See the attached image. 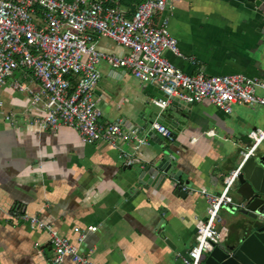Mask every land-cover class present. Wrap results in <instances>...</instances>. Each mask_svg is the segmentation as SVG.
I'll use <instances>...</instances> for the list:
<instances>
[{
  "label": "crops",
  "instance_id": "crops-1",
  "mask_svg": "<svg viewBox=\"0 0 264 264\" xmlns=\"http://www.w3.org/2000/svg\"><path fill=\"white\" fill-rule=\"evenodd\" d=\"M95 1L109 5L119 0H85L87 5ZM255 2L173 0L172 9L153 17L157 26L167 20L178 42L180 56L166 51L165 58L187 75L241 74L264 82V0ZM96 41L105 54L128 53L111 40ZM99 71L94 92L102 111L99 123L119 124L123 136L114 147L82 144L69 127L52 132L25 125L22 114L39 116L40 107L32 108L26 95L9 87L0 91V264H52L54 258L47 234L11 218L14 209L53 226L81 252H91L94 264H182L177 254L192 248L196 223L207 217L204 193L221 194L224 179L240 167L251 144L249 133L264 129L262 106L233 105L229 115L207 101L171 102L161 110L154 104L162 98L156 85L142 84L128 70L104 62ZM14 79L31 82L28 75L15 74ZM256 94L264 98L263 90ZM6 112L17 114L13 125L4 121ZM138 116L151 119L143 133L126 124ZM164 117L179 122L172 131L178 147L172 165L179 182L166 176L160 185L149 174L143 180L139 176L153 167L159 139L150 134V126ZM134 137L146 141L136 152ZM254 154L264 156V142ZM180 185L197 192L175 194ZM236 188L234 183L229 192L233 201L239 200ZM219 217V227L228 231L221 244L235 241L241 234L226 208ZM89 226L98 232L86 233L79 242ZM62 264L73 263L66 258Z\"/></svg>",
  "mask_w": 264,
  "mask_h": 264
},
{
  "label": "built area",
  "instance_id": "built-area-1",
  "mask_svg": "<svg viewBox=\"0 0 264 264\" xmlns=\"http://www.w3.org/2000/svg\"><path fill=\"white\" fill-rule=\"evenodd\" d=\"M172 1L142 0L127 17L116 4L107 6L100 1L87 5L85 0H0V91L9 87L14 93L26 95L32 108L40 107L39 116L20 115L25 125L52 132L69 127L77 132L82 144L102 142L113 147L123 137L121 127L99 123L102 111L94 96L101 77L99 66L103 62L113 69L128 70L142 84L156 85L162 98L154 104L161 110L168 108L174 99L189 105L207 101L226 115L231 114L233 105L264 107V98L256 94L257 89L264 91L263 81L241 74L187 75L165 58L166 51L180 56L178 42L168 30V21L163 20L157 26L153 17L172 9ZM98 38L111 40L128 53L105 54L97 47ZM15 74H21L23 79L28 75L31 82L16 81ZM16 116L13 112L3 114L4 121L10 125ZM150 131L160 138L172 139L171 131L162 123L153 122ZM134 138L136 143L132 149L136 152L146 141ZM248 138L251 144L243 153V161L224 179L221 194L204 193L207 217L196 223L192 248L177 254L182 264H202L203 256L227 236L226 227H219V212L222 208L240 206L229 192L244 162L264 142V129L250 132ZM126 165L131 166L132 160L127 159ZM180 189L187 194L197 192L185 185H180ZM11 216L47 234L54 252L52 264H62L66 258L73 264H94L91 252H81L36 216L18 209ZM97 232L98 227L89 226L80 232L79 242L86 233Z\"/></svg>",
  "mask_w": 264,
  "mask_h": 264
},
{
  "label": "water",
  "instance_id": "water-1",
  "mask_svg": "<svg viewBox=\"0 0 264 264\" xmlns=\"http://www.w3.org/2000/svg\"><path fill=\"white\" fill-rule=\"evenodd\" d=\"M176 102L179 101L172 100V103ZM150 123L151 119L141 116L126 122L131 130L140 133H143ZM161 123L171 131V134L173 128L179 124L175 117H164ZM150 134L159 139L158 149L152 162L153 167H145L139 180H143L145 175L149 174V178L155 180L154 182L158 181L160 185L166 180V176L179 182V176L173 172L172 165L176 160L178 148L174 143L173 134L170 141L160 138L153 132ZM235 185L239 200L234 202L240 206L228 207L226 211L229 213L228 220L238 226L241 235L235 241L215 246L202 264H264V156L258 154L250 156L241 167ZM180 191L178 187L175 194L180 193L183 196L184 192Z\"/></svg>",
  "mask_w": 264,
  "mask_h": 264
},
{
  "label": "trees",
  "instance_id": "trees-1",
  "mask_svg": "<svg viewBox=\"0 0 264 264\" xmlns=\"http://www.w3.org/2000/svg\"><path fill=\"white\" fill-rule=\"evenodd\" d=\"M69 1V0H67ZM71 1V0H70ZM142 0H119L116 5H121L127 10V17H130L132 13L135 11V8L138 4L141 3ZM108 5V4H107ZM108 6H114V4H109ZM71 84L74 86V81L71 79Z\"/></svg>",
  "mask_w": 264,
  "mask_h": 264
}]
</instances>
